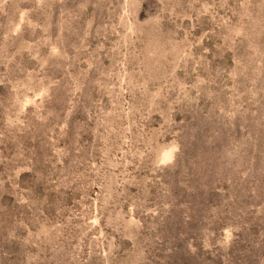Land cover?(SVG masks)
<instances>
[{"label": "rangeland", "instance_id": "obj_1", "mask_svg": "<svg viewBox=\"0 0 264 264\" xmlns=\"http://www.w3.org/2000/svg\"><path fill=\"white\" fill-rule=\"evenodd\" d=\"M0 264H264V0H0Z\"/></svg>", "mask_w": 264, "mask_h": 264}]
</instances>
